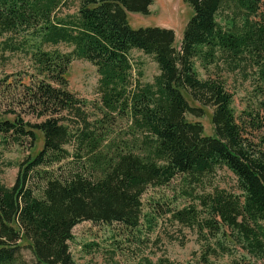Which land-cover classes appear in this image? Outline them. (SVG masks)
<instances>
[{"label":"trees","instance_id":"16d2710c","mask_svg":"<svg viewBox=\"0 0 264 264\" xmlns=\"http://www.w3.org/2000/svg\"><path fill=\"white\" fill-rule=\"evenodd\" d=\"M183 1L192 15L176 46L170 28L129 26L126 12L148 14L152 0H79L70 13L61 9L71 0H0V58L26 56L34 76L21 84L15 107L0 110V173L10 165L3 159L8 145L31 147L35 131L42 136L40 149L17 163L12 184L0 180V264H74L68 242L75 224L135 228L142 217L150 229L158 211L213 239L196 264H216L209 255L229 253L221 240L264 264V6L262 0ZM59 43L72 48L61 52ZM130 49L155 62L151 82L131 79ZM73 58L98 74L96 118L67 89ZM222 67L249 80L238 111L221 77L209 73ZM204 108L209 134L186 118ZM117 118L128 121L124 136L108 139ZM217 168L232 174L237 193L214 188L177 208L152 202V213L141 214L147 186L178 176L193 187Z\"/></svg>","mask_w":264,"mask_h":264},{"label":"rangeland","instance_id":"374dc122","mask_svg":"<svg viewBox=\"0 0 264 264\" xmlns=\"http://www.w3.org/2000/svg\"><path fill=\"white\" fill-rule=\"evenodd\" d=\"M79 0H71L61 12H74ZM264 6V0H262ZM192 15V9L183 0H152L148 6V14L126 12V20L130 27L160 26L170 28L174 32L175 45L181 36L183 26ZM219 20V16H217ZM61 52H68L71 46L59 43L54 46ZM0 58V110L15 107L16 94L21 84H27L34 79L28 58L20 53H4ZM127 56L131 62V79L140 83L151 82L158 73L157 66L151 56L137 49H130ZM195 70L200 78L206 73L195 62ZM213 76L221 77L225 88L232 94V105L236 111L243 106L245 96L250 87L249 80L243 78L238 72L227 71L225 68L209 69ZM31 74V77L29 76ZM65 78L67 89L75 93L86 102V110L90 118L98 117L96 106L99 101L97 93L98 74L95 67L88 61L73 58L69 63ZM188 103L198 106L197 103L187 98ZM25 120L37 121L29 115H24ZM188 120L200 121L203 131L211 133L209 124V109L204 108L202 115H186ZM128 126L125 118L115 119L109 127V137L119 138L124 136ZM42 136L35 131V141L29 147L28 141L21 145L10 144L3 153L4 161L10 165L3 167L0 173L1 182L10 186L15 178L17 163L25 156H33L41 147ZM223 188L226 191L237 193L232 174L224 168H217L210 174H205L202 180L191 187L178 176L162 186H147L141 195V214L150 212L152 202H158L164 209L165 206L181 207L191 202L194 193L210 192L212 189ZM155 224L147 229L144 221L135 228H127L115 222H90L81 221L71 229L72 238L68 242V249L74 264H196L200 252L206 245L214 246V241L197 226H180L173 221L167 212L158 211ZM223 244L231 247L229 253L209 255L208 259L216 264H260V260L245 254L233 244L221 240ZM23 241L21 242V244ZM21 254L27 261H32L27 248L21 249Z\"/></svg>","mask_w":264,"mask_h":264}]
</instances>
